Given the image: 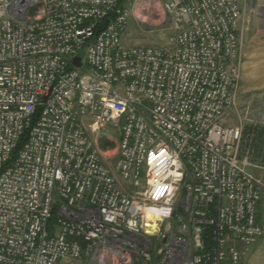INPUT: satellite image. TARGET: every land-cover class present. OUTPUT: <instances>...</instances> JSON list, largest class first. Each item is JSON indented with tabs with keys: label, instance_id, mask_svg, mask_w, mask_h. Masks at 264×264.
Segmentation results:
<instances>
[{
	"label": "built area",
	"instance_id": "built-area-1",
	"mask_svg": "<svg viewBox=\"0 0 264 264\" xmlns=\"http://www.w3.org/2000/svg\"><path fill=\"white\" fill-rule=\"evenodd\" d=\"M241 4L0 0V264L239 263L264 233L250 170L264 172V100L239 103ZM132 15L170 42L125 45ZM161 148L183 173L163 180L167 205L149 184L175 167L149 164ZM137 205L172 211L152 231Z\"/></svg>",
	"mask_w": 264,
	"mask_h": 264
},
{
	"label": "crops",
	"instance_id": "crops-1",
	"mask_svg": "<svg viewBox=\"0 0 264 264\" xmlns=\"http://www.w3.org/2000/svg\"><path fill=\"white\" fill-rule=\"evenodd\" d=\"M250 19L251 16L245 17L242 36L240 95L248 100L261 95L260 99L264 100V34L263 30L249 23ZM250 170L264 179L261 169L251 167ZM257 217L264 228V205L258 206ZM238 264H264V233L254 245L245 250Z\"/></svg>",
	"mask_w": 264,
	"mask_h": 264
},
{
	"label": "rangeland",
	"instance_id": "rangeland-1",
	"mask_svg": "<svg viewBox=\"0 0 264 264\" xmlns=\"http://www.w3.org/2000/svg\"><path fill=\"white\" fill-rule=\"evenodd\" d=\"M242 9L244 10V16H251L249 23L258 27V30H263L264 34V1L253 2V10L249 11L246 8L248 2L241 0ZM249 14V15H248ZM258 19V20H257ZM172 31L168 28H162L161 26H152L149 23H143L132 15L129 18L128 25L124 32L125 45H142V46H165L170 42L172 37ZM243 38V37H242ZM262 97L261 95H259ZM260 97L258 98L260 100ZM248 99L239 95V103L243 104ZM228 125L235 124L234 122H226ZM115 135V133H114ZM263 205V204H260ZM229 264V263H228Z\"/></svg>",
	"mask_w": 264,
	"mask_h": 264
},
{
	"label": "clouds",
	"instance_id": "clouds-1",
	"mask_svg": "<svg viewBox=\"0 0 264 264\" xmlns=\"http://www.w3.org/2000/svg\"><path fill=\"white\" fill-rule=\"evenodd\" d=\"M149 164L152 163L153 160H156L158 158H163V161H167L170 159L169 153L166 148H161L160 152L158 154H149ZM170 165L175 166L171 171H167L159 180H150L149 184L152 186L151 188V198L153 200H160L161 197H164L165 194H169V199L165 200V205L170 203V196L173 192V188L171 184H165L163 183V180H166L168 176H174L176 178H179L183 175L182 172L176 170L180 167L178 161L176 159H170ZM165 167H169V165H165ZM157 176H160V172L158 171L156 173ZM135 211L142 213L143 217L147 221H151L150 224H146V228H150L152 231L157 230L158 224L157 221H162L165 217L170 216L171 214V207H165V206H155V205H137L135 207ZM128 226L130 229H134L136 226L135 220H129Z\"/></svg>",
	"mask_w": 264,
	"mask_h": 264
},
{
	"label": "trees",
	"instance_id": "trees-1",
	"mask_svg": "<svg viewBox=\"0 0 264 264\" xmlns=\"http://www.w3.org/2000/svg\"><path fill=\"white\" fill-rule=\"evenodd\" d=\"M37 115H38V111H36V112L34 113L32 121L35 120V118L37 117ZM27 135H28V131H25V132L22 134L19 143L17 144L15 150L13 151V155H12V156H14V155L16 154V152L19 150V148L21 147V145L27 140ZM102 147H103V144H102ZM53 220H54V217H52V218L50 219L49 224H51V223L53 222Z\"/></svg>",
	"mask_w": 264,
	"mask_h": 264
},
{
	"label": "water",
	"instance_id": "water-1",
	"mask_svg": "<svg viewBox=\"0 0 264 264\" xmlns=\"http://www.w3.org/2000/svg\"><path fill=\"white\" fill-rule=\"evenodd\" d=\"M72 63L74 66L76 67H79L80 66V58L79 57H75L73 60H72Z\"/></svg>",
	"mask_w": 264,
	"mask_h": 264
}]
</instances>
